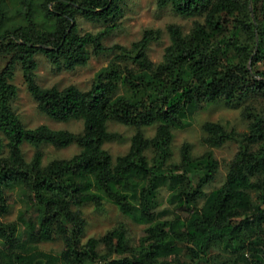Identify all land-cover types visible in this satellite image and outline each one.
Returning <instances> with one entry per match:
<instances>
[{"label": "trees", "instance_id": "1", "mask_svg": "<svg viewBox=\"0 0 264 264\" xmlns=\"http://www.w3.org/2000/svg\"><path fill=\"white\" fill-rule=\"evenodd\" d=\"M120 1L0 0V264H210L213 247L233 264H264V109H243L245 133L203 125L208 146H239L224 183L207 195L203 188L218 169L211 153L193 158L184 144L179 162L167 164L172 131L189 126L204 104L264 98V74L257 67L264 65V0H157V7L170 6L178 16L203 18L187 34L167 26L170 44L160 63L146 55L160 31L146 30L130 48H109L112 59L87 91L40 87L36 56L56 70H73L87 64L90 50L107 51L102 43L114 25L80 34L76 20L109 23L119 15ZM17 66L39 111L56 122L82 120V133L21 123L11 108ZM110 119L138 129L114 163L102 148L115 137L106 130ZM153 125L154 136L145 138L139 129ZM23 143L76 144L80 152L42 166L39 152L24 160ZM161 188L169 192L173 218L163 219L167 211L157 208ZM105 202L145 226L137 243L123 227L84 241L80 207L100 209ZM14 204L15 219L4 221ZM56 241L62 244L57 256L37 247Z\"/></svg>", "mask_w": 264, "mask_h": 264}, {"label": "rangeland", "instance_id": "2", "mask_svg": "<svg viewBox=\"0 0 264 264\" xmlns=\"http://www.w3.org/2000/svg\"><path fill=\"white\" fill-rule=\"evenodd\" d=\"M157 0H121L119 2L120 13L111 22L89 23L81 18L76 20L80 34L90 32L95 34L108 25H114L113 30L104 38L103 46L107 51L93 55L89 51V59L83 67H77L73 70H56L43 55L36 56L37 69L35 71L37 84L42 88H56L62 90L68 86H74L80 91H87L93 81L96 73L105 67L112 59L114 52L110 51L113 45H120L130 48L134 42L141 39L143 32L146 30H159L160 38L158 41L151 43L146 55L154 64L162 60L164 49L170 44L169 35L166 31L167 26L173 24L178 26L183 34H187L192 23L195 20L202 21L198 17H181L175 14L170 6L159 8L156 5ZM258 70L264 74V65L258 64ZM12 83L17 88V97L11 102V108L19 117L21 123L27 129H33L40 125H45L52 130L68 131L72 134H80L83 130L82 120H70L67 122H56L47 115L40 112L37 104L33 101L22 79L20 67L17 66L14 71ZM250 107L254 112H261L264 109V98L245 96L232 100L227 103L225 100H217L210 104H204L203 107L196 111L188 120L189 126L184 129L172 131V141L170 144V156L167 164H176L180 160V149L184 144L189 146L190 155L200 157L204 153H211L214 160L218 163L217 173L214 179L203 188V193L207 195L211 191L219 188L225 181L229 171V163L239 149L235 142H226L218 148L210 147L203 142L207 137L203 131V125L206 122L215 123L222 126L226 131L245 133L248 131L249 121L244 119L241 112L244 108ZM156 125L140 128L145 138H152L155 133ZM108 133L115 137L106 141L102 148L111 157L114 163L115 159L127 153L131 138L138 131L134 126H126L115 120H108L106 124ZM21 154L26 162H29L35 152L41 154V164L45 166L52 160H67L80 152L76 144H71L66 148H56L50 144H43L39 147H33L23 143L20 147ZM151 157V153H146ZM253 201H257L256 195L251 194ZM204 198L198 201L201 206ZM158 210L167 211L162 214L163 219L173 218L174 212L172 205L169 203V192L161 188L157 196ZM18 205H12L9 213L3 218L4 221H13L16 217ZM83 218L85 219V237L100 238L106 232L123 227L130 242L137 243L139 236L145 226L134 224L129 218L122 215L117 208L105 202L103 207L96 209L91 204L80 207ZM1 247V246H0ZM38 249L49 253L53 256L59 255L62 244L60 241L40 243ZM102 251L103 248L100 247ZM181 261H187L188 257H181ZM210 264H233V258L226 252L217 247H213L209 252ZM42 264H60L43 261Z\"/></svg>", "mask_w": 264, "mask_h": 264}]
</instances>
